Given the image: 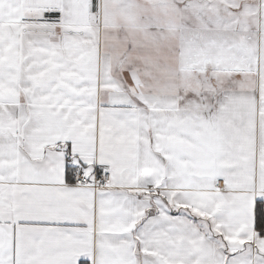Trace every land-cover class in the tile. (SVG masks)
<instances>
[{"label":"snow or ice","instance_id":"1","mask_svg":"<svg viewBox=\"0 0 264 264\" xmlns=\"http://www.w3.org/2000/svg\"><path fill=\"white\" fill-rule=\"evenodd\" d=\"M0 264H264V0H0Z\"/></svg>","mask_w":264,"mask_h":264}]
</instances>
